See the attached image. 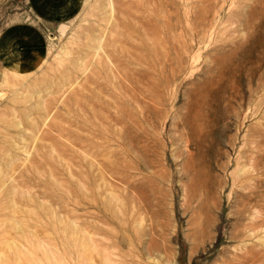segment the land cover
<instances>
[{"label":"rangeland","instance_id":"1","mask_svg":"<svg viewBox=\"0 0 264 264\" xmlns=\"http://www.w3.org/2000/svg\"><path fill=\"white\" fill-rule=\"evenodd\" d=\"M0 0V264H264V0Z\"/></svg>","mask_w":264,"mask_h":264},{"label":"crops","instance_id":"2","mask_svg":"<svg viewBox=\"0 0 264 264\" xmlns=\"http://www.w3.org/2000/svg\"><path fill=\"white\" fill-rule=\"evenodd\" d=\"M64 3L68 5V9L66 10L67 15H72L75 12L77 0H65Z\"/></svg>","mask_w":264,"mask_h":264}]
</instances>
